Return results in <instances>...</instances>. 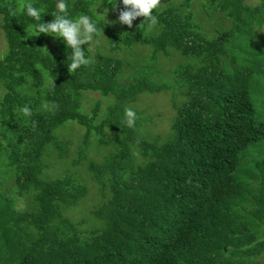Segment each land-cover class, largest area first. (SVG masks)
<instances>
[{
  "label": "trees",
  "instance_id": "16d2710c",
  "mask_svg": "<svg viewBox=\"0 0 264 264\" xmlns=\"http://www.w3.org/2000/svg\"><path fill=\"white\" fill-rule=\"evenodd\" d=\"M29 2L41 21L20 9ZM172 2L153 10L154 27L138 17L132 29L116 33L93 6L116 4L119 13L122 0H65L68 18L91 17L102 30L93 40L101 38L97 45L110 52L87 43L90 63L68 72L71 50L59 38L47 47L55 37L32 27L54 19L58 0H0V264H264V153L248 151L261 142L264 150V121L257 123L255 110L264 95V0H206L201 12L224 19L211 38L194 21L192 0ZM137 44L150 48L151 61L174 51L194 60L174 68L183 101L173 105L163 141L139 134L145 110L131 108L133 127L124 122L141 93L171 88L146 77L118 83L123 61L115 54ZM26 90L38 92L42 103ZM84 91L114 97L97 124L98 105L91 116L79 112ZM24 106L31 117L20 111ZM68 120L86 129L80 158L91 132L100 145H112L101 162L87 163L101 201L82 232L65 213L88 189L69 174L41 177L47 145L57 158L66 156L68 144L54 131ZM10 187L30 195L26 208L5 195Z\"/></svg>",
  "mask_w": 264,
  "mask_h": 264
},
{
  "label": "rangeland",
  "instance_id": "374dc122",
  "mask_svg": "<svg viewBox=\"0 0 264 264\" xmlns=\"http://www.w3.org/2000/svg\"><path fill=\"white\" fill-rule=\"evenodd\" d=\"M173 1V2H172ZM180 0H161V7L165 4L172 2L178 3ZM247 4L255 5L258 0H244ZM206 3V0H192L191 10L194 12V21L200 26V31L207 38H211L215 34L216 29H224V19L217 16L215 13H210V16L204 15L201 11L202 7ZM95 15L99 22L110 27V29L116 33L128 31L133 28L122 25L118 22V12L113 6H106L102 3H97L93 6ZM57 38L51 39L47 47L53 48ZM97 43H104L101 38L91 41L89 48ZM46 45L44 46V49ZM98 52L101 54H110L109 48L106 44V51L98 44L96 46ZM5 52V42L1 31V18H0V55ZM151 50L148 46L134 45L131 49L124 50L115 54L117 58L123 61L121 70L118 74V83L124 84L128 81H133L141 77H146L151 81L159 84L170 85L171 88L165 91L149 93H141L137 100L129 106L132 109L145 110L144 118L147 122L142 123L139 127V134L149 139H156L163 141L169 133V128L174 117L173 105H179L183 101V96L178 92V86L173 82L174 68L179 64H190L194 60L189 56H183L179 52H172L167 57H160L156 61L150 60ZM4 90L0 84V102L3 98ZM26 94L32 96L36 104H41V98L39 93L32 90H26ZM114 102L112 95L103 96L97 92L84 91L80 97L79 112L86 116H91L92 110L95 105H98L99 110L94 124L100 122L103 118L108 106ZM256 121L261 123L264 121V95L259 97L257 104L255 105ZM86 133V129L79 125L74 120H68L60 125L55 131L54 136L60 140L67 142L68 147L66 150V156L62 159L56 157L52 152L50 145L45 147V151L42 157V163L44 169L41 177L44 179H55L62 174H69L83 184L87 189V196L82 200L77 208H74L69 213H65L72 218L73 221L79 223L80 231H84L91 227L90 213L96 204L101 201L98 189L89 175L86 168L88 162L99 163L102 159L111 153L112 145H100L98 142V136L91 132L87 138V145L83 148V156L79 157V150L82 145L83 137ZM107 141L112 139V135L106 132ZM248 151H252L253 156H259L264 153L262 142L256 146L250 147ZM10 186V183L8 184ZM15 188L5 192V195L10 200H15L16 208L22 210L26 208L31 197L29 194L23 196H17L15 194ZM97 189V190H96ZM15 259V258H14ZM11 264H14L11 262Z\"/></svg>",
  "mask_w": 264,
  "mask_h": 264
},
{
  "label": "clouds",
  "instance_id": "9594fccd",
  "mask_svg": "<svg viewBox=\"0 0 264 264\" xmlns=\"http://www.w3.org/2000/svg\"><path fill=\"white\" fill-rule=\"evenodd\" d=\"M123 9L119 11L118 22L122 25H126L131 28L133 21L138 17H143L144 20L149 22V28L154 27L157 23V17L154 16L153 10L157 9L161 5V0H122ZM58 12L52 13L54 19L49 23H38L32 27L39 34L49 35L55 38L61 39L67 48L71 50V54L68 60L71 63L68 66V72H74L82 65H88L90 61L85 58L84 50L82 46L93 41V37L96 34L102 33V30L97 27V23H94L91 17L81 14L76 19L68 18L67 8L68 5L65 0H58L57 3ZM116 7V4L113 6ZM21 10L26 9V14L36 21H41V12L39 9L33 6L32 3H22L20 5ZM10 15L15 16L16 11L9 9ZM45 50V49H44ZM55 87L54 80L51 82ZM45 110H51L48 102L43 104ZM25 117H31L32 112L28 106H24L20 109ZM136 113L131 108L125 109V124L128 127L135 125ZM38 122L32 121V127L35 129Z\"/></svg>",
  "mask_w": 264,
  "mask_h": 264
}]
</instances>
